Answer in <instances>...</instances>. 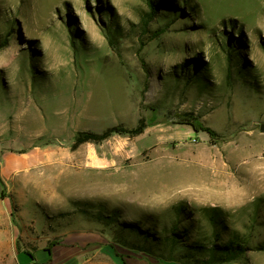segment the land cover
<instances>
[{"label": "rangeland", "instance_id": "obj_1", "mask_svg": "<svg viewBox=\"0 0 264 264\" xmlns=\"http://www.w3.org/2000/svg\"><path fill=\"white\" fill-rule=\"evenodd\" d=\"M151 2L0 0V264H264V0Z\"/></svg>", "mask_w": 264, "mask_h": 264}, {"label": "trees", "instance_id": "obj_2", "mask_svg": "<svg viewBox=\"0 0 264 264\" xmlns=\"http://www.w3.org/2000/svg\"><path fill=\"white\" fill-rule=\"evenodd\" d=\"M148 3L151 7H153V3L151 2V0H148ZM151 18L152 16H150V19ZM193 127L195 128V130L201 129V125H193ZM145 128V120L140 119L138 124L132 129H127L123 126H116L109 128L99 134L89 132L81 133L76 138L74 146L78 147L86 143L99 144L107 140L114 134L129 135L131 137H136L141 135ZM205 131H207L211 136H214V133L211 130L205 129ZM175 236L176 229L173 228L172 237L171 239H169L172 245H176ZM239 243L240 242H238L237 240L232 239L228 241L227 244H225L221 249H218L216 245H213L211 248L206 250L204 258L201 260L198 259L197 262L198 264H225L231 261H235L239 259L242 255H244L246 252V250L241 245L239 246ZM120 258L122 259V264H127L125 259L122 258V256H120ZM171 261H174V258Z\"/></svg>", "mask_w": 264, "mask_h": 264}, {"label": "water", "instance_id": "obj_3", "mask_svg": "<svg viewBox=\"0 0 264 264\" xmlns=\"http://www.w3.org/2000/svg\"><path fill=\"white\" fill-rule=\"evenodd\" d=\"M261 132H264V126H261Z\"/></svg>", "mask_w": 264, "mask_h": 264}, {"label": "bare ground", "instance_id": "obj_4", "mask_svg": "<svg viewBox=\"0 0 264 264\" xmlns=\"http://www.w3.org/2000/svg\"><path fill=\"white\" fill-rule=\"evenodd\" d=\"M114 151H115V150H114ZM93 161H94V160H93ZM93 161H92V162H93ZM96 161H97V160H96ZM91 164H92V163H91ZM96 164H97V163H96Z\"/></svg>", "mask_w": 264, "mask_h": 264}]
</instances>
